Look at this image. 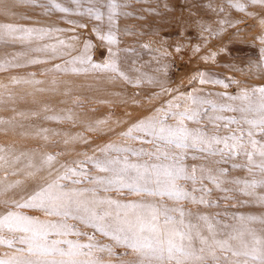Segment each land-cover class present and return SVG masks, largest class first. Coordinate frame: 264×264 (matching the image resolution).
<instances>
[{"label": "rangeland", "instance_id": "rangeland-1", "mask_svg": "<svg viewBox=\"0 0 264 264\" xmlns=\"http://www.w3.org/2000/svg\"><path fill=\"white\" fill-rule=\"evenodd\" d=\"M9 5L7 13L0 10V25H12L23 29H40L46 33L42 38L33 33L31 38L19 39L26 33L12 35L0 32V215L7 209L4 202H22L38 184L51 177L46 170L37 172L28 165H38L47 155L55 157L53 164H71L72 161L88 157L99 158V148L108 144L143 148L154 151L151 143L124 141L120 134L137 120L155 114V110L173 101L180 93L211 101L217 105L237 107L240 101H229L226 96H236L242 89L251 91L264 87V8L253 6L248 0H3ZM59 4L68 8L66 14L52 7ZM119 5L110 24L107 4ZM242 4L241 12L232 7ZM212 5V8L206 5ZM41 5V6H37ZM101 5H104L103 7ZM223 8V12L219 11ZM88 8H98L100 20L89 17ZM83 12L84 15L75 13ZM225 22V23H221ZM75 24L82 27H74ZM86 25L87 27H83ZM203 28L211 31H202ZM99 28L101 34L109 31L116 43L109 45L93 32ZM55 29H60L56 31ZM64 41V45L59 42ZM92 47L86 53L94 63H104L101 52L108 48L117 53L119 69L133 83H128L109 72L92 70L88 65L71 64L73 58L84 55V45ZM52 46H55V53ZM41 49V50H38ZM31 61H42L31 63ZM57 66L60 70L57 71ZM87 68L88 71H74ZM200 73L205 80H221L227 87L205 82L199 83ZM139 81V86H134ZM259 94L253 96L258 99ZM175 103L185 104L184 100ZM207 116L199 117L200 123L187 121L191 129H201L208 136L226 137L240 134V125L225 123L232 117L239 118L238 112H214L211 104L203 106ZM175 110V109H173ZM183 111V107L180 109ZM221 116L223 119H212ZM99 121L104 123L98 124ZM169 124L175 121L169 119ZM91 126V127H89ZM247 131V126H243ZM260 139L259 136L254 137ZM247 140V137H245ZM223 148V145H219ZM227 152V150H225ZM251 151V149H249ZM185 166L204 165L212 169H227L223 180H260L258 169L247 163L241 153L231 158L219 155L189 152ZM196 155L198 159L192 160ZM18 158V159H17ZM133 163H160L144 157ZM254 161L259 163L258 157ZM235 165V167H233ZM251 168V171L247 169ZM29 172L36 173L29 175ZM92 176H103L94 169ZM74 179L84 180L82 177ZM71 183V181H65ZM191 187L190 182L187 185ZM200 185H197L199 187ZM211 189L206 199L211 206L181 202L176 204L166 197L136 196L126 189L122 192H101L121 202L145 201L168 208L182 207L186 211L207 215L219 220L229 228L247 227L259 232L264 226L236 217H264V206L254 196H264V189H251L246 195L243 185L223 183L226 191ZM77 187H97L84 180ZM199 195V193H197ZM219 205L218 207L216 205ZM29 215L46 217L37 210H23ZM67 223L76 230L95 235L98 245L112 246V255L95 253L102 264H121V257L135 261L138 257L122 246L114 245L108 237L96 232L79 220ZM0 238L9 240L13 234L7 229L0 232ZM68 239L88 243L85 236H70ZM11 250L0 246V258H8ZM81 259H87L81 257Z\"/></svg>", "mask_w": 264, "mask_h": 264}, {"label": "snow or ice", "instance_id": "snow-or-ice-1", "mask_svg": "<svg viewBox=\"0 0 264 264\" xmlns=\"http://www.w3.org/2000/svg\"><path fill=\"white\" fill-rule=\"evenodd\" d=\"M71 2L79 4L80 0ZM248 3L264 8V0H248ZM106 6L109 9L108 20L111 24L116 15L115 9L119 5L109 3ZM231 6L241 12L245 10L239 3ZM52 7L62 13L71 14L68 8L59 4L53 3ZM206 7L212 8V5ZM8 8L9 5L0 0V10L7 13ZM219 11L222 13L223 8ZM75 14L84 15L83 12ZM87 14L97 20L103 15L98 8H88ZM261 24L264 26V20ZM74 27L82 26L75 24ZM202 31L210 32L211 29L202 27ZM0 32L7 35L26 33V36L17 37L19 39L31 38L33 33L41 38L46 34L44 30L23 29L8 24L0 25ZM93 32L109 45L116 43L110 31L105 35L100 33L99 28H94ZM59 43L64 45L62 40ZM261 43H264V40H261ZM91 47V44L85 43V54L73 58L68 63L88 65L92 70L113 73L126 82L133 83L120 71L116 52L108 48L106 54L100 53L102 58L107 55L104 63H94L91 56L86 54ZM52 48L55 53V46ZM261 52L264 55V49ZM56 70L59 71L60 67L57 66ZM204 77L205 74L200 73L199 83L208 82L227 87L221 80L206 81ZM134 86L138 87L139 81ZM256 93L259 97L253 100ZM225 98L229 101L239 100L240 105H217L191 93H180L173 101H168L166 105L156 109L154 115L137 120L120 134L119 138L124 141L151 143L154 145V151L108 144L98 149L101 153L99 158L81 153L86 157L84 160L56 167L53 164L55 157L47 155L41 158L38 165L30 163L28 167L36 168L37 172L46 170L51 178L38 184L22 202H4L7 211L0 215V232L7 229L13 234V238H0V246L11 250L8 258H0V264H102L95 253L113 254L112 246L98 245L94 242V234L76 230L67 223L70 219L79 220L92 227L113 241L114 245L131 250V253L138 257L135 261L121 257V264H264V228L259 232L247 227L229 228V225H221L219 220L207 215H194L182 207L168 208L145 201L121 202L107 195H100L101 192H122L126 189L136 196L161 199L166 197L176 204L189 202L211 206L212 202L206 199L211 195V189L204 186L206 181L221 191H226L221 187L223 183L242 184L246 195L253 194L251 189H264V87L251 91L242 89L238 95ZM175 100H184L185 104L175 103ZM206 104H211L214 112H238L239 118L228 119L225 126L240 125V134L210 137L201 129L189 128L187 121L199 124V117L207 116V109L201 111ZM182 107L183 111H180ZM169 119L175 123L169 124ZM212 119L223 118L216 116ZM102 123L104 122H98ZM243 126H247L246 132ZM256 136L260 139L254 138ZM219 145H223V148H219ZM189 152L219 155L221 160H217V164L224 162L226 155L231 158L242 153L247 158V163L258 169L261 179L251 182L227 181L222 179L227 176V169L214 170L204 165L187 167L184 161ZM131 157L138 161L148 157L149 160L160 163H133ZM254 157H258L259 163L254 161ZM191 159L196 160L198 157L192 155ZM2 160L4 157L0 156V161ZM92 169L105 175L92 176ZM74 177H82L87 183L97 187H77L84 180ZM69 180L70 184L65 183ZM189 182L191 187L187 186ZM254 199L264 206V196H254ZM25 209L37 210L54 219L42 220L39 216L27 214L23 211ZM235 219L241 222H257L264 226V217L240 216ZM70 236H85L88 243L68 239Z\"/></svg>", "mask_w": 264, "mask_h": 264}]
</instances>
